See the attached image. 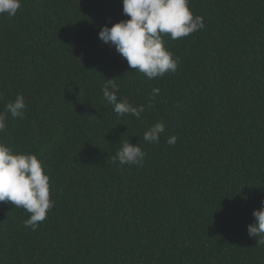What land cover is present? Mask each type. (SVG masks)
<instances>
[{
  "label": "trees",
  "instance_id": "obj_1",
  "mask_svg": "<svg viewBox=\"0 0 264 264\" xmlns=\"http://www.w3.org/2000/svg\"><path fill=\"white\" fill-rule=\"evenodd\" d=\"M189 8L204 28L163 35L178 68L151 80L99 38L130 19L122 0H22L0 15V112L18 94L27 106L0 141L38 157L55 201L36 231L0 202V264H264L247 231L264 201V0ZM107 79L140 119L113 111ZM80 107L95 109L86 123ZM128 140L142 165L113 162Z\"/></svg>",
  "mask_w": 264,
  "mask_h": 264
},
{
  "label": "clouds",
  "instance_id": "obj_2",
  "mask_svg": "<svg viewBox=\"0 0 264 264\" xmlns=\"http://www.w3.org/2000/svg\"><path fill=\"white\" fill-rule=\"evenodd\" d=\"M21 4L22 0H0V15L15 16ZM122 9L130 19L121 20L111 27L102 26L99 38L113 46L130 68L143 73L149 80L163 77L178 68V58L166 50L163 35L169 34L171 39L176 40L205 26L203 18L194 16L190 10L189 0H122ZM159 91V88H154L149 100L154 99ZM102 93L118 115L140 119L145 111L144 105L134 106L127 98L119 96V86L114 79H107ZM26 107L22 94L9 101L4 111L0 112V133L7 127L8 114L24 119ZM164 132V123L157 122L144 132L143 139L158 143ZM166 142L173 146L177 137L169 136ZM145 155L139 143L134 145L129 140L121 141L113 162L118 160L122 165H142ZM5 201L15 205V208H23L29 214L24 227L32 231L37 230L55 205V201L50 199L49 176L38 157L32 153H15L0 141V202ZM253 216L255 221L247 226L248 234L256 238V244L264 245V201L259 210L253 211Z\"/></svg>",
  "mask_w": 264,
  "mask_h": 264
},
{
  "label": "water",
  "instance_id": "obj_3",
  "mask_svg": "<svg viewBox=\"0 0 264 264\" xmlns=\"http://www.w3.org/2000/svg\"><path fill=\"white\" fill-rule=\"evenodd\" d=\"M94 111H95V109H91V110L85 112V111L83 110V108L80 107V109H79V114H80V117L82 118V121H83L84 123H86V122L88 121V118L94 113Z\"/></svg>",
  "mask_w": 264,
  "mask_h": 264
}]
</instances>
